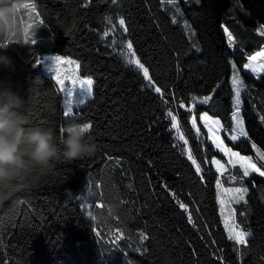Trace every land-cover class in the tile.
Returning a JSON list of instances; mask_svg holds the SVG:
<instances>
[{
    "label": "trees",
    "instance_id": "1",
    "mask_svg": "<svg viewBox=\"0 0 264 264\" xmlns=\"http://www.w3.org/2000/svg\"><path fill=\"white\" fill-rule=\"evenodd\" d=\"M23 2L35 7L32 21L27 9L21 19L24 29L33 25L29 34L35 33L36 43L0 49L12 61L0 68V79L13 81L26 98L27 126L53 128L59 145L66 124L91 123L97 150L54 162L34 186L0 202V264H246L252 256L264 264L262 237L237 244L223 223L234 210L235 224L253 229L249 196L264 213V177L247 186L258 174L243 177L239 165L219 173L212 159L227 161L200 122L201 113L218 118L224 144L264 170L258 156L264 154V75L256 79L243 71L264 45L256 31L264 28V0ZM128 41L152 87L126 63ZM43 52L76 59L79 75L92 78L91 98L76 109L78 117L64 118L55 81L36 63ZM233 71L243 85L239 107L247 132L237 141L230 139L236 135ZM206 96L211 99L205 103ZM88 187L96 191L92 199L83 195ZM236 188L247 189L239 203L233 200L238 194L228 191Z\"/></svg>",
    "mask_w": 264,
    "mask_h": 264
},
{
    "label": "clouds",
    "instance_id": "2",
    "mask_svg": "<svg viewBox=\"0 0 264 264\" xmlns=\"http://www.w3.org/2000/svg\"><path fill=\"white\" fill-rule=\"evenodd\" d=\"M23 5V0H0V49L11 43L30 44L23 39ZM11 65V59L0 52V68ZM25 100L13 81L0 79V202L34 186L49 173L54 162L91 156L97 150L86 123L66 124L59 145L53 128L27 126L22 111ZM83 195L92 199L96 191L88 187Z\"/></svg>",
    "mask_w": 264,
    "mask_h": 264
},
{
    "label": "snow or ice",
    "instance_id": "3",
    "mask_svg": "<svg viewBox=\"0 0 264 264\" xmlns=\"http://www.w3.org/2000/svg\"><path fill=\"white\" fill-rule=\"evenodd\" d=\"M115 2H116V0H113V3H115ZM168 2L172 3L173 0H168ZM23 7H24V9H32L33 12L35 11L34 5L24 4ZM106 19H109V18H106ZM42 23H43L42 21H39L37 26H39ZM119 25L123 28V31H125V32L127 31V28L124 27L125 21L123 18L119 19ZM32 27H33V25L30 23L28 25V27L24 29V37H25L24 40L26 43L35 44L36 43V40L34 38L35 33H33L32 35L29 34V29H31ZM261 34L264 35V30L261 31ZM105 35H108V33L105 32ZM229 39H231V36H229ZM5 43L7 44L8 41ZM125 47L127 49V52L125 53L126 63H128L129 65L135 66L138 71H142L143 77L147 81H149L148 86L152 87L153 82L151 81V77L149 75V70H148V68H146L144 66L143 63H141V61L138 58H136V54H135V51L133 50V45H132L131 41H128ZM121 51L123 52L124 49L122 48ZM258 57H264V52H259L255 56L249 57V60L250 61H256ZM51 59L53 61L52 67L54 68V71L56 73V83L61 85L60 91L68 93V99H66L64 101L65 108L63 111V115L65 117H70L74 114L73 106H72L73 105V99L72 98L74 96V93L79 96V99L75 102L78 104H84L85 98L91 97V95H92L93 80L91 78L80 79L78 77L73 78L71 76H64L62 78V74L60 73L58 65H60L61 63L72 65V64H76V62L72 61V60H65V58H63L61 56H53V57H51ZM36 63L37 64L40 63L39 58L36 59ZM78 67L79 66L77 65V68ZM244 67L245 68H251L254 72L257 71V68L253 67L252 63L246 64ZM259 70L264 71V65H260ZM65 79H68L71 81V84H72L71 88L64 87ZM233 84L236 85V87H235L236 109H235V112L233 113V119L235 120L236 129L239 132V136L238 135H231L230 139H231V141H237L238 139H240V137H247V132L244 129L243 120L239 118V113H240L239 105L241 103L240 93H241V89H242L243 85H242V82L239 81V79L236 77H233ZM154 90L156 93H161V89L159 87H155ZM210 99H211L210 96L203 97V102L206 103ZM181 106H183V105H181ZM167 115L171 120V127L173 129H176L177 132L179 133V123L177 121L176 116L173 115L171 111H169ZM200 120L204 122V125L208 128L209 133H211L210 139L212 141V144H214L215 147L220 152H223L225 154V156L229 157V159H228L229 165L235 166V165L239 164L240 168L243 169V177H248L252 173H256V174L264 177V170H262V167H258L256 163L252 162V157L242 156V155H240V153L234 152L232 150V148H229V147H227V145L224 144V141L216 134L217 129L213 127V125H218L219 121L212 120L207 114L201 115ZM191 123H192V126L194 128H196V132L199 134L200 129L198 127H196V117L195 116L192 117ZM85 128L91 129L92 128L91 123H86ZM62 132H63V128H61V133ZM178 139L182 140L184 142V145L188 144V141L185 139L183 134H178ZM255 147L256 146L253 145V148H255ZM181 148L183 151L184 147L181 146ZM187 155H188V159L192 162L193 165H195L196 173L200 174L202 169H201L200 165L197 163L196 159L193 157L190 148L187 149ZM258 156H259L260 160L264 161V154L258 152ZM212 163L217 165L218 171L223 170V165H221L220 160L214 159L212 161ZM232 179H235V177H232ZM217 183L219 184L220 182L217 181ZM228 191H234L235 193L238 194L235 197H233V200L235 203H239L240 201L245 200V194L247 192L246 188H236L234 190L229 189ZM220 203H221V205L224 204L223 199L220 200ZM180 207L187 210V206L184 205L183 203L180 204ZM188 219H189V222L191 223L192 217L190 214H189ZM229 219L232 220L231 224H229L228 219L225 220V226H226V228H228V231H229V239L236 241V243L240 244V245L246 244L247 243L246 238L249 234L243 230H239L238 226L235 224L234 210L230 214ZM117 238H119V237H117Z\"/></svg>",
    "mask_w": 264,
    "mask_h": 264
},
{
    "label": "rangeland",
    "instance_id": "4",
    "mask_svg": "<svg viewBox=\"0 0 264 264\" xmlns=\"http://www.w3.org/2000/svg\"><path fill=\"white\" fill-rule=\"evenodd\" d=\"M31 12H32L31 9H27L26 14L30 18V20L32 21L33 18H32V13ZM29 18H28V21H29ZM223 30L225 31V34H226L227 41H228L229 45L232 48H235L236 45H235V42H234L233 38L231 37V39H229V36H230L229 32L225 28H223ZM262 30H264V28H261L260 27V28H257L256 29V31L259 34H261V31ZM259 51H257L256 53L252 54L250 57L255 56L257 53H259ZM261 52H264V48L262 49ZM53 56H61V57L65 58V60H72V61H75L76 62V64H72V65L63 64V63H61L60 65H58L59 70H60V73L62 74V78L64 76H71L73 78H77L78 77L80 79L90 78V77L80 76L79 75V73H78L79 72V67L77 68L78 61L76 59H73V58H70V57H67V56L57 55V54L52 53V52H43L41 54L40 62H41L42 70H43V72L50 74L51 77L53 78V80L55 81V84L57 85V89L59 90V93H60V98H61V101H62V107H63V111H64V108H65L64 101L66 99H68V93L67 92H63V91H60L61 85H59V84L56 83V73L54 71V68L52 67L53 61L51 59V57H53ZM249 63H252L253 67H256L257 68V71L254 72L251 68H245V67H243V69H244L243 71H245L246 73L251 74L253 77H259V78H261L264 75V71L259 70V66L260 65H264V57H258L256 61H250L249 58H248V60L246 61L245 65L246 64H249ZM233 77H236V78L239 79L236 71H233V73L231 74V81H232V85H233L234 99H235V87H236V85L233 84ZM239 81H240V79H239ZM64 87L71 88L72 87L71 81L68 80V79H65ZM90 98L91 97H86L85 98V102L87 100H89ZM72 99H73V105L72 106H73V112H74V114L72 116H70V117H65L63 115L65 119L78 117L79 112L76 109L80 108L82 105L85 104V103L84 104H78V103L75 102V101H77L79 99V96L76 95L75 93H74V96H73ZM214 159L217 160L216 158H214ZM221 165L224 166L223 163H221ZM214 166H215L214 168L218 171L217 165L214 164ZM227 166L229 167V164L228 163H227ZM218 172L219 173H224V167H223V170L218 171ZM257 177L262 178V177H260V175H258ZM257 177H255L254 179L258 181L259 179H257ZM220 199H222V198H219V200ZM249 201H250V199H249ZM251 206H252L253 213H254V226H253V229L251 231H248V232L245 231V232H247L249 234L246 239H248V238H250V237H252L254 235H259L260 237H262V239L264 241V213H263V210L259 206V203H258L257 198H255L253 196L251 198ZM226 219H228V222L230 224V219H229L228 216L225 218V220ZM225 220H223V223L224 224H225ZM239 230H242V229L239 228ZM246 264H262V263H260L258 260H256L254 258V256H252L246 262Z\"/></svg>",
    "mask_w": 264,
    "mask_h": 264
},
{
    "label": "crops",
    "instance_id": "5",
    "mask_svg": "<svg viewBox=\"0 0 264 264\" xmlns=\"http://www.w3.org/2000/svg\"><path fill=\"white\" fill-rule=\"evenodd\" d=\"M263 48H264V45H263V47H261V49H260L259 52H261ZM247 60H248V58H247ZM256 79H259V77H256ZM203 114H206V113H201L200 116L203 115ZM208 116H209V115H208ZM209 117H210L212 120H214V121H219V124H218V125H213V127L217 129L216 134L221 138V132H222V124H221V121H220L218 118H214V117H211V116H209ZM239 118L242 119L241 113H239ZM200 122H201L202 126L204 127V129L207 131V134H208V140H209V142L212 144V141H211V139H210L211 133H209L208 128L204 125V122L201 121V120H200ZM233 125H234V126H233V128H234L233 133H235L236 135H239V132H238V130L236 129V123H235V121H233ZM243 126H244V124H243ZM212 145L214 146V148H215L217 151H219V150L215 147L214 144H212ZM219 152H220V151H219ZM234 152H235V151H234ZM220 153L225 157V159H226V161H227V163H228V159H229V157L225 156V154H224L223 152H220ZM233 159H234V158H233ZM213 160H214V159H212V161H213ZM213 165H214V164H213ZM237 165H239V164H237ZM214 167H215V166H214ZM223 167H224V171H226V169H227L228 166H227V164H224ZM255 177H257V176H253V177H251L250 179H248L247 186H250L252 183L259 184V183L262 182V180H263L262 178L257 177V179H259V180L257 181V180L254 179ZM252 196L256 198V196H255L253 193H251L250 196H249L250 203H251V198H252Z\"/></svg>",
    "mask_w": 264,
    "mask_h": 264
},
{
    "label": "bare ground",
    "instance_id": "6",
    "mask_svg": "<svg viewBox=\"0 0 264 264\" xmlns=\"http://www.w3.org/2000/svg\"><path fill=\"white\" fill-rule=\"evenodd\" d=\"M243 92V91H242Z\"/></svg>",
    "mask_w": 264,
    "mask_h": 264
}]
</instances>
